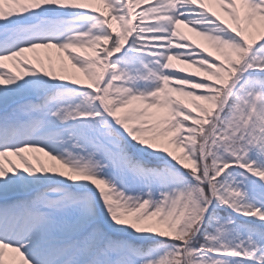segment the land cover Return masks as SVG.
Segmentation results:
<instances>
[{"label":"snow or ice","instance_id":"6c2138e0","mask_svg":"<svg viewBox=\"0 0 264 264\" xmlns=\"http://www.w3.org/2000/svg\"><path fill=\"white\" fill-rule=\"evenodd\" d=\"M0 264H264V0H0Z\"/></svg>","mask_w":264,"mask_h":264},{"label":"rangeland","instance_id":"374dc122","mask_svg":"<svg viewBox=\"0 0 264 264\" xmlns=\"http://www.w3.org/2000/svg\"><path fill=\"white\" fill-rule=\"evenodd\" d=\"M185 31H187V30H185ZM194 35V34H193Z\"/></svg>","mask_w":264,"mask_h":264},{"label":"trees","instance_id":"16d2710c","mask_svg":"<svg viewBox=\"0 0 264 264\" xmlns=\"http://www.w3.org/2000/svg\"><path fill=\"white\" fill-rule=\"evenodd\" d=\"M194 70V69H193Z\"/></svg>","mask_w":264,"mask_h":264}]
</instances>
